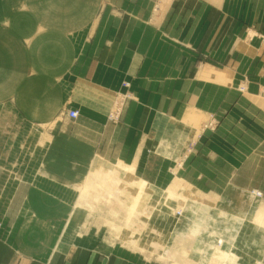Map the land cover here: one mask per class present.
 Returning a JSON list of instances; mask_svg holds the SVG:
<instances>
[{
  "label": "crops",
  "instance_id": "crops-1",
  "mask_svg": "<svg viewBox=\"0 0 264 264\" xmlns=\"http://www.w3.org/2000/svg\"><path fill=\"white\" fill-rule=\"evenodd\" d=\"M0 7V36L40 49L33 65L1 73L17 83L0 91V107L38 131L23 144L32 152L9 154L0 138V264H171L76 210V185L99 166L132 165L155 191L179 181L243 220L264 201V0ZM237 241L241 261L256 264L264 233L247 227Z\"/></svg>",
  "mask_w": 264,
  "mask_h": 264
},
{
  "label": "bare ground",
  "instance_id": "bare-ground-1",
  "mask_svg": "<svg viewBox=\"0 0 264 264\" xmlns=\"http://www.w3.org/2000/svg\"><path fill=\"white\" fill-rule=\"evenodd\" d=\"M116 165V167L99 166L90 171L89 176L84 181L76 185L79 190L75 203L76 210L89 208L92 211L97 202H102L107 207L117 209L119 213L121 212L124 215V218L135 217L140 223L142 222V217L147 218L160 204L171 212L172 217L175 216L174 212L180 208L188 216L186 215L187 222L185 224L187 231L180 232L179 237L189 236L188 239L193 240V237L197 236V239L204 244L208 251H213L216 254L214 255V258L217 259H215V264H244L241 261V256L238 255L239 243L237 237L241 229L248 227V229L252 228L255 231L258 230L264 233V201L261 199L262 203L255 208L251 217L243 220L230 216L223 210H216L211 204L207 205L209 203L207 198L193 197L192 195L189 196L193 197V199L187 198L188 194L184 192L183 185L176 180L170 183L166 191L156 192V195H153L152 187L145 180L133 176L134 167L124 165L121 162L116 163ZM175 204L178 205V210L174 207ZM221 222H225L224 226L218 227V223ZM120 229V238L129 243H135L136 237L124 225ZM149 232L155 236V240H148L142 246L145 249L148 248L151 253L172 259L175 251H160L165 246L163 241L173 238V233H177V227H173L172 233L168 234V236L162 235L159 230L152 228L149 229ZM224 244L225 249H221ZM212 258L210 259L212 260ZM255 258L256 264H264V250L261 257ZM184 263H187V261Z\"/></svg>",
  "mask_w": 264,
  "mask_h": 264
},
{
  "label": "rangeland",
  "instance_id": "rangeland-1",
  "mask_svg": "<svg viewBox=\"0 0 264 264\" xmlns=\"http://www.w3.org/2000/svg\"><path fill=\"white\" fill-rule=\"evenodd\" d=\"M19 40L20 38H17V36H13V35H7L6 38L0 36V91L6 90L12 84L17 83V79L15 76H9L7 78L1 76V73L6 69H8L10 72L16 73V70L19 68H24L28 65H33V56L40 51V49L37 50L35 47L28 48V46H26V44L23 41L22 42L23 44H25V46H21L20 44L21 42L19 43ZM15 42H18L20 46H17ZM12 97L16 98V90L13 91ZM8 99L9 98H6L5 103L8 101ZM12 105H14V103ZM21 115H23L26 119L25 114L21 113ZM23 120L24 119L20 116V114L18 113L15 107L12 108L9 105L6 106L5 108L0 107V138L3 139V144L8 145L9 154H17V152L33 151V145H23V144L29 141L30 143L33 144L34 135L32 134L29 135V133H33L38 130L28 124H25V126H29V129L28 128L22 129L21 126H24L22 124V122H24ZM41 131L44 130L41 129ZM17 134L20 135L18 136ZM23 134L26 135L25 140H23L22 138ZM38 136L39 135H35V138L36 137L39 138ZM28 138L30 140H28ZM18 140L21 143V146L19 147L17 146ZM37 144L41 145L40 149L41 148L45 149V147L43 146L44 145L43 139L37 141ZM131 167L133 166L131 165ZM184 190L183 191L186 194H188L187 198L189 199L191 198L193 199V197H203L198 194L195 195L194 193L187 192L186 188H184ZM183 191L182 193L186 195ZM156 192L159 193L161 191H155L153 189L152 192L153 195H156ZM189 195H192L193 197ZM177 206H178L177 204L174 205V207L177 208L176 210H178ZM180 210L181 209L179 208L178 211ZM84 211L88 212L90 222H97L98 220L101 221V223L104 224L105 229H107L108 227L110 233H112L113 236L122 240L126 245H128L133 249L139 251H148L151 255H156L153 258L158 261L170 262L171 264H183L186 261L187 263L184 264H188V263L190 264V262H192L191 264H198V263L215 264L216 258H214V255L216 254L213 251L212 252L208 251L204 246V244L201 243L199 239H197V236H194L193 240L188 239L189 236H185L184 238L179 237L180 232L182 233L187 231V226L185 227V224L187 222L188 214L182 210H181L182 213L180 211L181 216L176 215V217L178 216L179 217L175 218L172 217L171 212L168 209H166V207H163V205L160 204L156 207L154 212L149 214L147 218L142 217L141 218L142 222L140 223H138L137 218L135 217H128L127 219L124 218V215L121 212L119 213L117 209H112L110 207H107L102 202H97V204L92 208V211H90L89 208L84 209ZM224 223L223 222L218 223L217 226L223 227ZM121 225L122 226L124 225L125 228L129 232H131L134 237H136L135 243H129L126 240L119 237V235L121 234V229H120L122 228ZM175 226L177 227V233L174 232L173 238H169L168 240L163 241L165 246L160 251V252H164L166 250H170L173 252L175 251V254L173 253V257L175 258L172 257V259H168L163 255L159 256L156 253H151V251L148 248L145 249L142 246L146 244L148 240H155V236L149 232L150 228L154 230H159L162 233V235L168 236V234L172 233V229ZM217 246L219 247L218 244ZM221 249H225V244L222 245ZM205 252L207 256L205 255ZM186 255H189L190 257H187ZM210 258H212V260Z\"/></svg>",
  "mask_w": 264,
  "mask_h": 264
},
{
  "label": "built area",
  "instance_id": "built-area-1",
  "mask_svg": "<svg viewBox=\"0 0 264 264\" xmlns=\"http://www.w3.org/2000/svg\"><path fill=\"white\" fill-rule=\"evenodd\" d=\"M123 107H124V102L122 100H119V101H116L114 102L113 104V108L112 110L110 111L109 113V118L112 120V121H117L121 115V112L123 110ZM78 116V112L75 111V110H69L67 111V117L70 118V119H76ZM215 126V122L213 120H211L210 122H208L206 124V127L208 128H213ZM254 196H257V197H260V193L259 192H254L253 193ZM180 212L179 211H176L175 212V215H179Z\"/></svg>",
  "mask_w": 264,
  "mask_h": 264
}]
</instances>
